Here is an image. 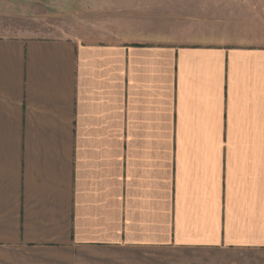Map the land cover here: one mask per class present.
I'll return each mask as SVG.
<instances>
[{"label":"crops","instance_id":"1","mask_svg":"<svg viewBox=\"0 0 264 264\" xmlns=\"http://www.w3.org/2000/svg\"><path fill=\"white\" fill-rule=\"evenodd\" d=\"M206 1L205 41L134 35L155 0L0 36V264H264V0Z\"/></svg>","mask_w":264,"mask_h":264},{"label":"rangeland","instance_id":"2","mask_svg":"<svg viewBox=\"0 0 264 264\" xmlns=\"http://www.w3.org/2000/svg\"><path fill=\"white\" fill-rule=\"evenodd\" d=\"M147 1V0H140ZM139 0H0V36L18 37H70L86 41L116 39L117 33L131 36L129 27H123L119 21H130L134 11L142 12ZM156 6L149 15L143 13L139 18H155L144 32L149 39L157 41L191 40L205 41L213 39L210 15L197 14L210 10L206 0H155ZM123 2H128L123 9ZM152 2V0H150ZM191 3V6L186 4ZM210 3V2H209ZM137 17V16H135ZM120 21V22H121ZM173 27H169V25ZM193 25L191 30L186 25ZM124 28V29H123ZM188 28V29H186ZM184 30V31H183ZM149 263H162L161 256L147 257Z\"/></svg>","mask_w":264,"mask_h":264}]
</instances>
